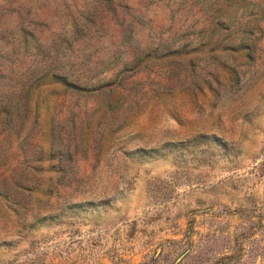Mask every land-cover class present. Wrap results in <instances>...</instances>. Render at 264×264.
<instances>
[{
	"label": "rangeland",
	"instance_id": "374dc122",
	"mask_svg": "<svg viewBox=\"0 0 264 264\" xmlns=\"http://www.w3.org/2000/svg\"><path fill=\"white\" fill-rule=\"evenodd\" d=\"M0 264H264V0H0Z\"/></svg>",
	"mask_w": 264,
	"mask_h": 264
}]
</instances>
